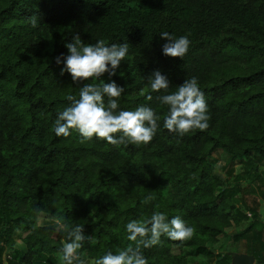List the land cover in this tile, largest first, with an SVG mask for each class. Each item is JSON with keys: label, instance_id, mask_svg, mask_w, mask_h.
I'll return each instance as SVG.
<instances>
[{"label": "trees", "instance_id": "16d2710c", "mask_svg": "<svg viewBox=\"0 0 264 264\" xmlns=\"http://www.w3.org/2000/svg\"><path fill=\"white\" fill-rule=\"evenodd\" d=\"M33 15L37 28L27 20ZM165 31L189 38L182 59L163 55ZM75 34L85 44H129L111 80L125 88L118 111L148 105L160 117L150 143L81 142L76 130L55 135L67 97L78 98L80 87L93 82L74 83L63 62H55L69 54L65 45ZM155 70L167 77L169 93L197 78L209 109L207 129L181 136L164 128L168 106L159 97L167 93L152 92L147 80ZM100 81L109 82L108 74ZM217 150L254 171L264 160V0H0V263L7 249L15 259L8 264H58L67 237L50 220L58 216L95 237L79 251L95 264L134 245L127 223L153 212L180 216L195 235L162 236L142 249L148 264H194L201 256L223 262L224 256L211 260L210 246L243 220L246 227L233 237L257 224L238 216L230 187L218 191L222 181L208 162ZM40 217L50 221L39 225ZM16 231L23 235L20 256ZM260 247L250 253L255 264H264V242Z\"/></svg>", "mask_w": 264, "mask_h": 264}, {"label": "clouds", "instance_id": "9594fccd", "mask_svg": "<svg viewBox=\"0 0 264 264\" xmlns=\"http://www.w3.org/2000/svg\"><path fill=\"white\" fill-rule=\"evenodd\" d=\"M27 20L32 28L38 27L39 16L33 15ZM160 37L167 41L162 46L163 55L182 59L187 54L190 40L186 35L177 38L165 31ZM65 47L69 54L56 57V64L63 62L64 70L70 73L74 83L89 79L93 82L80 87L78 98L72 95L67 97L71 103L58 113L55 135L67 138L71 135L70 130H76L82 138L81 142L96 137L114 146L150 143L156 135L160 117L148 105H139L135 110L118 111L119 98L125 88L111 80L128 56L129 44L108 45L103 39L95 44H85L79 34H75ZM105 73L109 76V82L100 81ZM147 80L152 92L167 93L159 97L160 102L168 106L163 124L165 129L183 136L193 130L209 127V109L197 78L186 79L170 93L169 81L159 70H155ZM147 99L151 101L152 96L148 95ZM152 199L154 197H147V200ZM37 215L43 216V210L38 209ZM50 220L57 226V230L67 232L66 240L62 241V247L57 253L61 264H86L79 251L83 249L86 240L93 244L95 237L85 236L84 225L76 224L69 228L63 223L62 217L52 216ZM126 230L129 233L128 240L134 242V245L129 244L116 253L109 251L96 259L95 264H148L142 249L158 245L162 236L172 241H186L195 235V228L188 226L180 216L169 220L161 212H153L149 219L128 222Z\"/></svg>", "mask_w": 264, "mask_h": 264}, {"label": "rangeland", "instance_id": "374dc122", "mask_svg": "<svg viewBox=\"0 0 264 264\" xmlns=\"http://www.w3.org/2000/svg\"><path fill=\"white\" fill-rule=\"evenodd\" d=\"M208 162L213 168V174L222 181V186L218 191L221 192L224 188L230 187L228 193L233 194L234 203L240 211L238 216L247 215L257 224L256 229L245 236L233 237L235 231L246 227L247 221L243 220L241 224L244 223V225L228 229L225 235L218 238L216 244L210 246L214 253L211 260L218 262V258L224 256V261H219L218 264H232L234 255H251L250 253L254 249L261 248L260 242H264V226L262 225V222H264V160L257 161L256 170L254 171L235 163L231 156L224 151L217 150L208 158ZM49 221L40 217L38 224L44 225ZM13 238L17 252L16 256H20L21 251L24 249L23 235L16 231ZM11 261H15L14 256L5 249L0 264H8ZM56 261V263L61 264L57 254ZM208 261L206 257L201 256L194 259L193 263L209 264ZM85 262L86 264H92V262Z\"/></svg>", "mask_w": 264, "mask_h": 264}, {"label": "water", "instance_id": "95a60500", "mask_svg": "<svg viewBox=\"0 0 264 264\" xmlns=\"http://www.w3.org/2000/svg\"><path fill=\"white\" fill-rule=\"evenodd\" d=\"M232 264H255V260L251 255L239 254L232 257Z\"/></svg>", "mask_w": 264, "mask_h": 264}]
</instances>
